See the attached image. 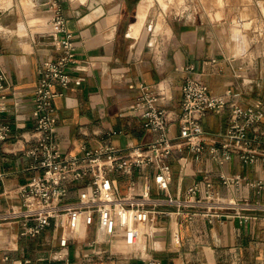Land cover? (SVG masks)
Segmentation results:
<instances>
[{"label": "crops", "instance_id": "0c3cea01", "mask_svg": "<svg viewBox=\"0 0 264 264\" xmlns=\"http://www.w3.org/2000/svg\"><path fill=\"white\" fill-rule=\"evenodd\" d=\"M53 1L60 6L68 31L76 41L79 68L72 67L71 74L85 78L82 84L65 89L54 100L58 114L55 132L63 154L108 145L126 148L153 141L158 133L146 128L139 111L132 107L141 82L169 83L173 94L170 106L175 108L180 106L181 86L187 76L206 82L215 94L233 89L234 98L244 104H264V58L255 51L250 57L247 47L238 46L243 33L237 20L234 21L238 29L232 33L236 46L229 50L202 25L172 22L165 52L157 57L153 41L145 34L148 20L144 25L142 0H0V72L7 76L10 86L6 100L9 110L0 113V120L11 128L8 139L0 141V264H65L56 259L58 229L51 226L39 235L26 237L21 235L20 221L3 217L12 206L20 205L18 187L39 172L36 160L25 150L35 145L32 99L39 67L44 59L57 55L52 38L46 33ZM252 1L244 3L247 7L243 15H250L253 8L257 20L264 21V0ZM151 24L148 31H155L156 24ZM160 47L158 42L157 52ZM238 48L243 51L237 52ZM235 53L241 54L236 57ZM212 58L216 62L211 63ZM57 89L62 90L59 86ZM226 123L225 114L210 112L204 125L206 130L217 132ZM207 154L202 161L191 162L182 174L174 164L175 178L166 195L181 194L201 177V171H207L227 197L264 198L245 183L237 191L222 185L218 178L224 170L264 179V164H245L235 157L220 166ZM153 191L156 193V188ZM143 230L145 234L131 256L116 252L119 243L107 242L97 245L107 251L105 254L93 261L85 259L91 253L89 241L95 236L94 229L87 232V238L71 242L67 255L72 264H151L152 260L159 264H264V215L241 221L231 213L210 223L173 213L171 217L157 216L155 223L145 225ZM174 232H178L179 241ZM27 259L29 263L25 262Z\"/></svg>", "mask_w": 264, "mask_h": 264}, {"label": "built area", "instance_id": "2783aa9c", "mask_svg": "<svg viewBox=\"0 0 264 264\" xmlns=\"http://www.w3.org/2000/svg\"><path fill=\"white\" fill-rule=\"evenodd\" d=\"M51 8L53 14L46 33L51 36L57 55L44 59L39 67L32 99L35 145L25 150L36 160L39 172L18 187L20 205L3 214L10 221L21 222V235L34 237L53 226L60 231L56 259L72 264L68 246L87 238L91 229L95 236L89 241L91 253L85 257L89 261L107 252L97 246L107 242L125 246V252H116L131 256L145 234L143 227L153 225L157 216L171 217L176 213L214 223L231 213L241 221L264 215V198L227 197L207 171H201V177L181 194L166 195L175 178L174 164L182 174L191 162L202 161L205 152L220 166L235 157L245 164H264L263 102L244 104L234 98L233 89L215 94L206 82L192 76H187L181 86L179 108L170 106L173 94L166 81L139 83V95L132 107L139 111L144 126L158 133L153 141L63 154L55 132L58 114L54 100L65 89L82 84L85 78L71 74L72 67L79 68L76 41L56 1L51 2ZM9 89L7 76L0 72V113L9 110ZM210 112L226 115L223 130H206L204 123ZM10 131V126L0 120L1 142L8 139ZM218 178L222 185L237 191L245 183L264 196V179L224 170ZM174 238L179 241L178 232H174ZM151 264L159 263L152 260Z\"/></svg>", "mask_w": 264, "mask_h": 264}, {"label": "rangeland", "instance_id": "374dc122", "mask_svg": "<svg viewBox=\"0 0 264 264\" xmlns=\"http://www.w3.org/2000/svg\"><path fill=\"white\" fill-rule=\"evenodd\" d=\"M238 1L225 0L224 5L222 0H147V6L143 13L144 25L147 20L148 22L144 30L145 34L149 36L151 43L153 41L151 44L153 52H155L157 57H161L162 53L165 52L164 50L172 33V22L190 21L204 26L207 33L213 36L221 46L224 45L229 50L236 46L232 33L237 28V23L234 21L237 20L241 25L246 21H251V24L250 22L245 23L246 27L239 25L238 28H241L244 35H240L238 46L242 49L247 47L246 50L248 49L247 53H249V56L255 51V53L262 55L264 58V21L259 22L257 20V12L253 11V8L250 15H243L247 7L244 3L252 4V0L247 1V3L246 0H243L245 2L241 0V4ZM262 8L264 9V6ZM151 22L154 26L156 24L155 31H148V25ZM167 32L170 33L168 34ZM158 42L161 45L160 52L156 51ZM242 49L237 50V52ZM240 54L235 53V56L238 57ZM126 249L125 246H120L121 251L125 252Z\"/></svg>", "mask_w": 264, "mask_h": 264}, {"label": "bare ground", "instance_id": "6f19581e", "mask_svg": "<svg viewBox=\"0 0 264 264\" xmlns=\"http://www.w3.org/2000/svg\"><path fill=\"white\" fill-rule=\"evenodd\" d=\"M146 1H147V0H142V1H141V12H144V11H145L144 9H145L146 6H147ZM143 18H144V17H143ZM141 23H142V22H141ZM141 23L138 24L137 27H140ZM167 33L169 34L170 32H167Z\"/></svg>", "mask_w": 264, "mask_h": 264}]
</instances>
